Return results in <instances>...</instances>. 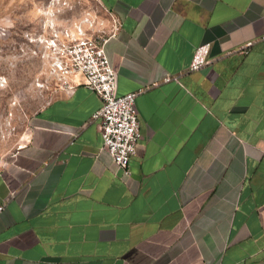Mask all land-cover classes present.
<instances>
[{"label": "crops", "instance_id": "obj_1", "mask_svg": "<svg viewBox=\"0 0 264 264\" xmlns=\"http://www.w3.org/2000/svg\"><path fill=\"white\" fill-rule=\"evenodd\" d=\"M96 1L141 140L125 173L70 77L0 154V264H264V0Z\"/></svg>", "mask_w": 264, "mask_h": 264}, {"label": "rangeland", "instance_id": "obj_2", "mask_svg": "<svg viewBox=\"0 0 264 264\" xmlns=\"http://www.w3.org/2000/svg\"><path fill=\"white\" fill-rule=\"evenodd\" d=\"M111 28L96 0H0V154L22 143L28 117L66 89L59 45Z\"/></svg>", "mask_w": 264, "mask_h": 264}, {"label": "built area", "instance_id": "obj_3", "mask_svg": "<svg viewBox=\"0 0 264 264\" xmlns=\"http://www.w3.org/2000/svg\"><path fill=\"white\" fill-rule=\"evenodd\" d=\"M116 27V23H113L112 31ZM106 39L107 36L83 34L71 42L59 45L61 59L56 66L63 73L67 87L70 77L82 76L84 86L99 96L101 106L91 115L90 120L99 122L102 145L113 163L128 173L129 161L141 140L135 99L142 90L116 95V75L103 50ZM248 46L250 44L245 47ZM239 51L245 52L244 49ZM209 52L210 44L199 45L193 52L188 71L195 72L205 66ZM2 210L3 205L0 206V214Z\"/></svg>", "mask_w": 264, "mask_h": 264}]
</instances>
